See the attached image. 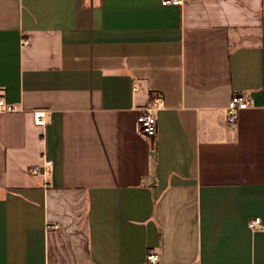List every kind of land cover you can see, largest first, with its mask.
Returning <instances> with one entry per match:
<instances>
[{"label": "crops", "instance_id": "0c3cea01", "mask_svg": "<svg viewBox=\"0 0 264 264\" xmlns=\"http://www.w3.org/2000/svg\"><path fill=\"white\" fill-rule=\"evenodd\" d=\"M0 96V264H264V0H0Z\"/></svg>", "mask_w": 264, "mask_h": 264}, {"label": "built area", "instance_id": "2783aa9c", "mask_svg": "<svg viewBox=\"0 0 264 264\" xmlns=\"http://www.w3.org/2000/svg\"><path fill=\"white\" fill-rule=\"evenodd\" d=\"M184 0H162L164 4H180ZM163 97L160 93L155 92L148 104L140 108V113L137 117V127L141 134L147 137H154L158 132V120L155 111L163 106ZM250 105V95L248 92H236L233 94L227 106V119L234 122L241 109ZM15 107L10 105L3 96H0V111H12ZM47 113L44 109L34 110V122L39 125H45ZM36 171L35 168H33ZM251 229H258L262 226V218L256 216L248 221ZM148 264H158L159 254L155 251H150L147 254Z\"/></svg>", "mask_w": 264, "mask_h": 264}]
</instances>
